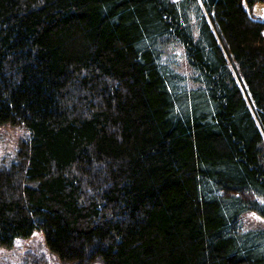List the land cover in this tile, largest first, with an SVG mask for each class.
Here are the masks:
<instances>
[{
    "label": "trees",
    "instance_id": "trees-1",
    "mask_svg": "<svg viewBox=\"0 0 264 264\" xmlns=\"http://www.w3.org/2000/svg\"><path fill=\"white\" fill-rule=\"evenodd\" d=\"M258 4L0 0V127L26 131L0 164V246L264 264Z\"/></svg>",
    "mask_w": 264,
    "mask_h": 264
},
{
    "label": "rangeland",
    "instance_id": "rangeland-1",
    "mask_svg": "<svg viewBox=\"0 0 264 264\" xmlns=\"http://www.w3.org/2000/svg\"><path fill=\"white\" fill-rule=\"evenodd\" d=\"M253 17H264V4L256 5ZM25 137L26 131L22 127L9 125L0 127V164L7 156L15 155L19 142ZM248 219L249 226L259 223L255 215H249ZM40 260H44L46 264H82L64 261L50 250L43 231H36L28 238H17L11 246H0V264H25ZM88 264H104V262L96 260Z\"/></svg>",
    "mask_w": 264,
    "mask_h": 264
},
{
    "label": "crops",
    "instance_id": "crops-1",
    "mask_svg": "<svg viewBox=\"0 0 264 264\" xmlns=\"http://www.w3.org/2000/svg\"><path fill=\"white\" fill-rule=\"evenodd\" d=\"M261 18V17H260Z\"/></svg>",
    "mask_w": 264,
    "mask_h": 264
}]
</instances>
